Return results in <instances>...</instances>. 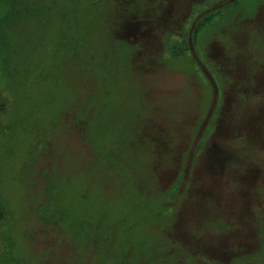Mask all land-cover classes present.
I'll return each instance as SVG.
<instances>
[{"label": "rangeland", "instance_id": "374dc122", "mask_svg": "<svg viewBox=\"0 0 264 264\" xmlns=\"http://www.w3.org/2000/svg\"><path fill=\"white\" fill-rule=\"evenodd\" d=\"M152 1L0 5V264H223L197 253L206 244L224 264H264V3L224 0L206 28L226 81L211 103L224 104L189 165L212 107L200 64L217 85L211 60L140 41L167 31L183 44L184 26L222 0ZM218 207L225 234L210 222Z\"/></svg>", "mask_w": 264, "mask_h": 264}, {"label": "trees", "instance_id": "16d2710c", "mask_svg": "<svg viewBox=\"0 0 264 264\" xmlns=\"http://www.w3.org/2000/svg\"><path fill=\"white\" fill-rule=\"evenodd\" d=\"M230 1H232L233 3H237V0H230ZM263 2H261V3H264V0H262ZM2 2H3V0H0V5L2 4ZM155 1L153 0L152 2H150V5L151 6H154L155 5V3H154ZM227 2H224V0H222V1H220L217 5H213V6H211V7H209L207 10H205V11H201V12H199L196 16H193V19H192V22L191 23H188L186 26H184V29H183V31H182V33L180 34V35H182V37L184 38V40H183V44H180L181 42H173L170 38H168V35H167V31H165V34H166V37H165V39H163L164 41L163 42H160V39L158 40V39H156L157 37H155L154 39H152V37L150 38V39H148V40H145V39H143V41H140V44L142 45L140 48H142V47H146L148 44H149V41L151 42V43H153V47L151 48V49H149V51L150 52H148L149 54H153L154 52H156V54L157 53H159L161 50H163V48H167L169 51H168V54H170V56H172V57H175V56H179V55H181V53H182V51L183 50H190V51H193V45H196L197 46V48L200 50V52H202L203 53V55L204 56H206L207 58L206 59H208L209 58V56L205 53V49H204V40L206 41V37L207 36H209V35H207V36H205L204 35V33H205V31H206V28L208 27V26H214L216 23H217V21L220 19V17H221V13H220V11H219V8H222V4L224 5V4H226ZM117 5H115V7H116ZM150 6V7H151ZM10 11H11V9L10 10H8L7 12H6V14L7 13H10ZM201 36V37H200ZM141 38V37H140ZM124 41L125 42H127L128 43V45L129 44H131L132 45V41L133 40H131V38L129 39V41H127V40H125L124 39ZM153 41V42H152ZM137 42V41H136ZM131 45H129V46H131ZM153 51V53H151ZM210 60H211V62L210 63H212V64H209L210 66H211V71H212V74L215 76V78L217 79V85H215V81L213 80V79H211L209 76L211 75V73L209 74V72L208 71H206L205 70V68H204V66L203 65H201L200 64V67H201V69L204 71V73L207 75V77H208V81H209V84H208V90H209V95H210V97H209V107H206V110H208V108H210V106L212 105V103H211V101H212V99H213V96H214V93L213 92H215V91H217V89L218 90H222V89H224V83L226 82L225 81V77H224V75L223 74H221L220 72H219V70L217 69L218 68V65L211 59V58H209ZM208 59V60H209ZM155 64L153 63V62H151V63H148V66H150V67H152V66H154ZM191 74L194 76V79H195V81L194 82H196L197 80H196V78H195V75H194V73H193V71L191 72ZM210 78V79H209ZM199 87V86H198ZM222 94V93H221ZM241 95H243L242 93H241ZM220 97H222V95H220ZM222 100H223V98H222ZM223 103L224 104V102H222L221 100L220 101H214L213 102V105H212V107L210 108V112H209V115H210V113H211V109L213 108V107H215L216 106V111H215V116L213 117V119L211 120L210 118H209V115H208V117H206V119H205V122L203 123V127H202V129L200 130V132H198L197 130H198V123H199V121H198V119L196 120H192V121H190V124L189 125H191V128H189V132L191 133H188V135L189 136H193V134H196L197 132H198V134L199 135H201V137H203V140L202 141H199L196 145H195V149H196V151L194 152V154H193V156H192V159L190 160V161H188L189 163V165H193L194 164V158H196V155H197V153L201 150V148H202V146H203V144L209 139V135H211L213 132H214V130L215 129H218V127H219V124H218V119H219V112H220V110H221V107H222V104L221 103ZM217 104V105H216ZM3 106H4V101L1 99V97H0V109H2L3 108ZM214 109V108H213ZM205 112V108L203 109H200L199 108V110L197 111V113L196 114H194L193 116H195V118H197V117H199V116H201V115H203V113ZM206 113V112H205ZM192 116V115H191ZM191 116H189V118L191 117ZM189 118H186V120L187 119H189ZM211 120V121H210ZM165 121V120H164ZM207 127H209L208 128V130L206 129ZM190 129H191V131H190ZM151 132V134H153L154 136H157L160 132H158V133H153L152 131H150ZM188 136V137H189ZM187 137V138H188ZM186 138V137H185ZM246 138L248 139V140H250V142H249V146L250 147H253V148H255L252 144H255L256 142L254 141V140H252L248 135L246 136V135H244V137H237V139L241 142V144H242V147L244 148V142H246L247 140H246ZM241 139V140H240ZM233 142V141H232ZM232 142H230V143H232ZM230 143L229 144H227V143H225V144H222V146H219L218 145V150H217V153H219V152H221L222 150H224L226 153L227 152H229L228 151V149H229V146H230ZM228 147V148H227ZM188 148L186 147L184 150H187ZM257 150H260L261 151V149L262 148H256ZM231 151V150H230ZM197 152V153H196ZM245 153V152H244ZM226 156V155H225ZM218 158V157H217ZM227 161H229L232 165H236L235 163L233 164V162H234V160H233V158L231 157V158H227ZM186 163H187V161L186 160H182L179 164H180V166L184 169V171H186V176L187 175H189L190 173V168H189V170L187 169L186 170ZM231 165V166H232ZM242 170V169H241ZM240 170V171H241ZM187 179V178H186ZM239 194L240 193H236V196H239ZM215 202V201H214ZM215 205H217L218 203L217 202H215L214 203ZM233 205L234 206H237V207H241V208H243L242 206H241V204H240V202H235V203H233ZM226 206V205H225ZM219 209V207L216 209V213H217V210ZM222 211V210H221ZM215 213V215L212 217V219H210V222H212V221H214V220H216V222L214 221V223L215 224H217L216 226H217V228L215 229V231H216V233H218V232H223L224 234H225V232L227 231V227L226 226H229V222H228V215L226 214V216L222 213V212H220L219 211V213H217L216 214ZM257 216V215H256ZM239 217V216H238ZM2 218H3V208H2V205L0 204V222H1V220H2ZM240 219H241V217H239ZM237 219V221L239 222V224H240V222H241V220L240 219ZM226 225V226H225ZM240 227V226H239ZM235 227H231V229H234ZM257 228V226H255V229ZM208 246H209V244L207 245L206 244V247H204V250H197V253L198 252H202L200 255H202V254H204V255H206L207 257H209L212 261H215L216 263H227L226 262V260H219V259H217L216 257H215V255L211 252L210 253V248L208 249ZM257 246V245H256ZM255 246V248H253L252 250H250V251H245V252H241L240 254H237V253H235L236 251V248H232V250H234L235 252H233V255L234 254H236L237 256H236V258L234 259L235 260V262H238V260L239 259H241V260H245V259H248V257L249 256H251V255H253L257 250H255V249H257L258 247H256ZM206 252V253H205Z\"/></svg>", "mask_w": 264, "mask_h": 264}]
</instances>
